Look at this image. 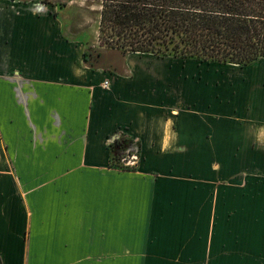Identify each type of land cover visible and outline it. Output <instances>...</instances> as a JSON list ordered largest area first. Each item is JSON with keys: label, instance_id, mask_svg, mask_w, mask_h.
<instances>
[{"label": "crops", "instance_id": "1", "mask_svg": "<svg viewBox=\"0 0 264 264\" xmlns=\"http://www.w3.org/2000/svg\"><path fill=\"white\" fill-rule=\"evenodd\" d=\"M41 3L0 0V264H264V62L87 54Z\"/></svg>", "mask_w": 264, "mask_h": 264}, {"label": "trees", "instance_id": "2", "mask_svg": "<svg viewBox=\"0 0 264 264\" xmlns=\"http://www.w3.org/2000/svg\"><path fill=\"white\" fill-rule=\"evenodd\" d=\"M91 1L101 46L240 66L264 59V0ZM136 142L113 137L110 165L126 168L119 161Z\"/></svg>", "mask_w": 264, "mask_h": 264}, {"label": "rangeland", "instance_id": "3", "mask_svg": "<svg viewBox=\"0 0 264 264\" xmlns=\"http://www.w3.org/2000/svg\"><path fill=\"white\" fill-rule=\"evenodd\" d=\"M26 2H42L41 4H47L50 8L55 10L67 9L70 14L81 18V26H83V34L88 42V51L87 54H92V50L94 46H96L97 40V22L99 19V11L100 5L91 0H46L47 2H43L42 0H19ZM62 2H65L64 5H61ZM79 23L77 27L79 28ZM98 47V46H97ZM96 47V48H97ZM263 58H260L256 63L260 64ZM222 67V66H220ZM224 69L227 71H232L234 69H239L237 66L224 65ZM112 139V138H111ZM125 158H122L124 160ZM125 161V160H124ZM126 164V163H125ZM132 264H142L141 257L134 259V263ZM151 264H156L151 262Z\"/></svg>", "mask_w": 264, "mask_h": 264}, {"label": "built area", "instance_id": "4", "mask_svg": "<svg viewBox=\"0 0 264 264\" xmlns=\"http://www.w3.org/2000/svg\"><path fill=\"white\" fill-rule=\"evenodd\" d=\"M104 85H106V82L104 83Z\"/></svg>", "mask_w": 264, "mask_h": 264}]
</instances>
